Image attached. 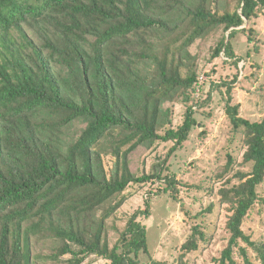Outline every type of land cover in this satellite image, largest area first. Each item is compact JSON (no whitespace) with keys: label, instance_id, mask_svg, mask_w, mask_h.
<instances>
[{"label":"trees","instance_id":"1","mask_svg":"<svg viewBox=\"0 0 264 264\" xmlns=\"http://www.w3.org/2000/svg\"><path fill=\"white\" fill-rule=\"evenodd\" d=\"M215 1L0 0V264H38L37 241L50 243L48 257L64 264H83L91 255L108 264H141L143 255L169 264L152 257L148 228L138 220L151 215L149 202L132 214L114 245L105 224L127 200L131 183L157 178L165 182L162 193L177 198L178 180L164 174L166 160L138 175L130 154L162 140L174 143L170 155L199 125L196 112L213 90L203 96L206 81L189 50L196 40L221 28L213 57L237 66L245 60L232 39L264 12V0H235L233 10L226 0L214 9ZM237 79L214 86H226L225 112L242 133L243 163L251 171L220 185L230 238L218 262L237 264L238 248L243 264H264V244L243 229L261 199L264 118L242 116L241 104L233 103ZM180 99L188 103L185 119L173 128L165 104ZM105 149L115 158L111 171ZM229 158L216 181L232 170ZM204 238L194 226L173 264H188L187 254Z\"/></svg>","mask_w":264,"mask_h":264},{"label":"rangeland","instance_id":"2","mask_svg":"<svg viewBox=\"0 0 264 264\" xmlns=\"http://www.w3.org/2000/svg\"><path fill=\"white\" fill-rule=\"evenodd\" d=\"M221 1L224 0L215 1L212 7L215 9ZM226 2L233 10L236 1ZM242 27L249 30L237 32L232 39L236 54L245 59L239 66L213 57L214 47L224 36L221 28L191 45L192 60L197 63L202 80L206 81L203 96H208L207 92L213 90L208 104L196 112L201 126H195L183 147L170 155L174 143L162 140L152 148L139 146L130 154V168L138 175L153 173L156 166L166 160L164 174H175L178 180L177 198L170 192L162 193L165 182L157 178L145 183H131L124 191L127 200L106 219L105 231L110 245L118 241L132 214L140 208L146 209L149 202L151 215H141L138 220L148 228L154 259L169 264L179 263L182 244L192 235L193 227L198 226L205 233V238L200 240L199 249L188 253L185 260L188 264H219L218 260L230 238L227 228L230 211L227 204L220 202V185L229 177L234 178L237 172H250L251 166L243 163L245 145L242 133L233 130L225 112L226 86L220 84L215 89L214 82H231L238 76L233 89V103L241 104V114L245 118L252 121L264 118V12ZM251 31H254L252 41L249 40ZM187 105L184 99L165 104L172 108L171 127L177 128L183 123ZM165 130L163 128L160 132L164 134ZM229 154L234 158L232 170L221 181H216L217 173H223L230 160ZM102 155L111 171L115 162L113 154L105 149ZM234 181L238 179L234 178ZM259 193L261 199L246 218L243 229L257 244H264V183L259 187ZM240 244L246 246L252 256L256 255L253 247L246 242L241 241ZM51 249V244L46 241L35 242L34 253L39 255L38 264H64L48 257ZM234 259L237 264H243L238 248ZM108 263L105 258L91 255L83 264ZM141 264L154 263L143 255Z\"/></svg>","mask_w":264,"mask_h":264},{"label":"built area","instance_id":"3","mask_svg":"<svg viewBox=\"0 0 264 264\" xmlns=\"http://www.w3.org/2000/svg\"><path fill=\"white\" fill-rule=\"evenodd\" d=\"M201 79H203V78H201Z\"/></svg>","mask_w":264,"mask_h":264}]
</instances>
